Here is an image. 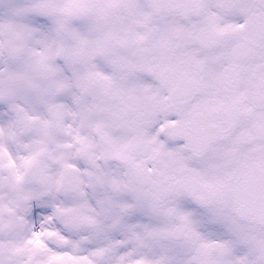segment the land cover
<instances>
[{"label":"snow or ice","instance_id":"1","mask_svg":"<svg viewBox=\"0 0 264 264\" xmlns=\"http://www.w3.org/2000/svg\"><path fill=\"white\" fill-rule=\"evenodd\" d=\"M0 264H264V0H0Z\"/></svg>","mask_w":264,"mask_h":264}]
</instances>
